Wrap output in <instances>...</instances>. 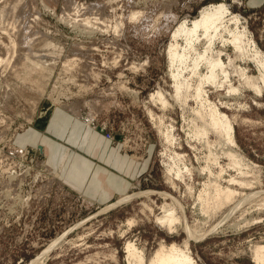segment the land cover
I'll use <instances>...</instances> for the list:
<instances>
[{"label": "rangeland", "instance_id": "1", "mask_svg": "<svg viewBox=\"0 0 264 264\" xmlns=\"http://www.w3.org/2000/svg\"><path fill=\"white\" fill-rule=\"evenodd\" d=\"M219 1L242 17L264 52V0H0V264H30L58 237L43 264H128V241L148 264L160 244H182L183 230L169 233L155 222L161 204L171 202L161 193L180 202L189 223L199 217L191 209L192 197L185 195L187 179H176V188L166 180L170 151L147 109L173 122L181 142L174 150L197 163L184 141L177 106L163 111L148 98L157 89L170 93L166 46L173 28ZM241 65L257 76L252 63ZM240 82L233 76L239 91L221 101L229 104L223 110L233 117L235 150L247 165L241 166L244 175L237 169L228 173L249 180L241 193L253 196H236L245 200L228 224L189 242L196 264H254L251 247L264 241V206L259 205L264 198V91ZM210 91L217 102L214 88ZM56 108L75 111L137 162L138 172L123 194L136 195L99 203L62 181L32 138ZM202 181L197 177L196 187ZM147 190L153 192L141 194ZM111 203L116 204L106 207ZM243 208L248 211L239 218ZM233 220L241 223L225 228Z\"/></svg>", "mask_w": 264, "mask_h": 264}, {"label": "bare ground", "instance_id": "2", "mask_svg": "<svg viewBox=\"0 0 264 264\" xmlns=\"http://www.w3.org/2000/svg\"><path fill=\"white\" fill-rule=\"evenodd\" d=\"M135 14L132 13V17ZM24 35L27 34L23 33ZM166 57L167 75L171 80L170 93L157 89L149 94L148 102L159 106L163 111L177 106L181 114L180 128L185 135L184 141L194 151V161L197 166H194L186 154L174 150V146H180L181 142L175 133L173 122L166 123L164 113L155 116L151 109H147V113L154 120L157 119L155 127L165 147L170 151L166 153V180L170 186L175 187L176 179L180 181L187 179V182H184L186 192L184 193L187 197H192L191 209L199 218L189 223L180 202L167 193H161L164 197H170L171 202L161 204V215L154 218L155 222L165 227L169 233H175L180 228L185 233V238L181 245L160 244L148 264H196L190 254L189 242L208 232L219 230L230 217L234 216L233 214L240 207L239 204L245 200L237 201L236 196H245V198L253 196V194L241 193L251 185L249 180L228 173L232 169H237L240 175H244L245 171L241 166L247 164L235 150L233 117H229L224 112L223 109L229 104L227 101H221V98L233 96L239 91V87L232 83V77L236 75L243 88L245 85L257 93L264 91V52L258 48L253 36L242 22V17L234 13L226 3L219 1L202 7L193 19L183 20L173 28L166 46ZM25 60L39 65V62L27 57ZM239 63L243 65L252 63L257 76L249 75L246 67ZM211 87L216 92L217 102L210 97V93L213 92L210 91ZM197 177L203 179L198 183L199 188L195 184ZM235 186L241 190L239 191ZM152 192L147 190L141 194L147 195ZM133 195H123L117 198L116 202L126 201ZM262 200L263 204H259L260 206H264V198ZM115 204L111 203L106 207H114ZM243 209H240L242 211L240 216L238 215L239 218L248 211ZM243 222L249 223L248 219H243ZM132 223V219L127 221L128 226ZM235 223L236 220L225 228H234L241 222L237 225ZM57 239L38 255L41 257L32 260L30 264H43V255L50 250ZM124 251L128 264H144L143 253L132 242L126 243ZM250 251L254 264H264V241L255 242Z\"/></svg>", "mask_w": 264, "mask_h": 264}, {"label": "crops", "instance_id": "3", "mask_svg": "<svg viewBox=\"0 0 264 264\" xmlns=\"http://www.w3.org/2000/svg\"><path fill=\"white\" fill-rule=\"evenodd\" d=\"M32 138L67 186L99 203L125 194L138 172L137 162L120 154L99 131L67 109L52 110Z\"/></svg>", "mask_w": 264, "mask_h": 264}]
</instances>
